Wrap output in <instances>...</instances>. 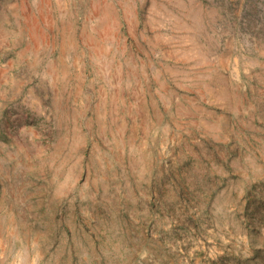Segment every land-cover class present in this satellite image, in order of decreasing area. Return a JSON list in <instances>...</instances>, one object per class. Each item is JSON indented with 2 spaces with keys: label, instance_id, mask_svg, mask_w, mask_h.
Instances as JSON below:
<instances>
[{
  "label": "rangeland",
  "instance_id": "1",
  "mask_svg": "<svg viewBox=\"0 0 264 264\" xmlns=\"http://www.w3.org/2000/svg\"><path fill=\"white\" fill-rule=\"evenodd\" d=\"M0 264H264V0H0Z\"/></svg>",
  "mask_w": 264,
  "mask_h": 264
}]
</instances>
